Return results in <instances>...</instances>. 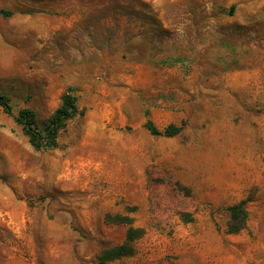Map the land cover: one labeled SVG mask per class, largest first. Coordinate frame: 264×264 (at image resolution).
<instances>
[{
  "label": "rangeland",
  "instance_id": "obj_1",
  "mask_svg": "<svg viewBox=\"0 0 264 264\" xmlns=\"http://www.w3.org/2000/svg\"><path fill=\"white\" fill-rule=\"evenodd\" d=\"M0 264H264V0H0ZM175 126L171 136L152 135ZM245 226L229 231L228 206Z\"/></svg>",
  "mask_w": 264,
  "mask_h": 264
},
{
  "label": "trees",
  "instance_id": "obj_2",
  "mask_svg": "<svg viewBox=\"0 0 264 264\" xmlns=\"http://www.w3.org/2000/svg\"><path fill=\"white\" fill-rule=\"evenodd\" d=\"M0 108L5 114L13 116L15 123L20 125L30 144L37 150L56 147L58 132L65 127L68 120L83 113L77 108L76 96L70 90L62 96L60 108L48 120L43 129L39 128L33 110L21 108L17 113H14L9 98L2 94H0ZM145 127L152 135L171 136L179 131V128L172 125L161 131L150 120L145 123ZM244 205V201H241L228 206L230 232H237L245 226L247 212ZM115 219L118 223L128 225L125 239L116 246L102 250L96 257L100 264L131 255L134 251L133 242L144 233L142 228L132 227L131 219L127 216H116Z\"/></svg>",
  "mask_w": 264,
  "mask_h": 264
}]
</instances>
